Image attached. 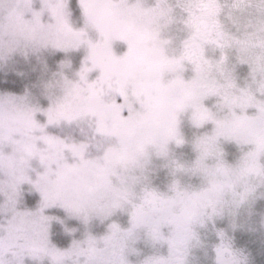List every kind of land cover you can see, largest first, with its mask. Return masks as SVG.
Instances as JSON below:
<instances>
[{
	"label": "rangeland",
	"instance_id": "obj_1",
	"mask_svg": "<svg viewBox=\"0 0 264 264\" xmlns=\"http://www.w3.org/2000/svg\"><path fill=\"white\" fill-rule=\"evenodd\" d=\"M175 250L264 264V0H0V264Z\"/></svg>",
	"mask_w": 264,
	"mask_h": 264
},
{
	"label": "flooded vegetation",
	"instance_id": "obj_2",
	"mask_svg": "<svg viewBox=\"0 0 264 264\" xmlns=\"http://www.w3.org/2000/svg\"><path fill=\"white\" fill-rule=\"evenodd\" d=\"M216 186L213 188H210L208 192L202 193L201 198L205 204H208L209 196L213 195L214 192L217 193V191L222 189L221 185H218L217 187ZM190 205L192 206L190 209L195 208L193 207L194 204L190 203ZM189 218L190 216L188 215V212H184L180 214V218L174 219L173 224L175 225V228H174L173 240L175 242V245L180 239L185 237V235L183 237H180V236L181 234H183L184 229H185V224L188 222ZM174 252H175L174 254H177L178 256H175V257L171 256L168 259H169V262L173 264H177L180 261V256L178 254L179 253L178 250H175Z\"/></svg>",
	"mask_w": 264,
	"mask_h": 264
},
{
	"label": "trees",
	"instance_id": "obj_3",
	"mask_svg": "<svg viewBox=\"0 0 264 264\" xmlns=\"http://www.w3.org/2000/svg\"><path fill=\"white\" fill-rule=\"evenodd\" d=\"M83 139H85L84 137H82Z\"/></svg>",
	"mask_w": 264,
	"mask_h": 264
}]
</instances>
